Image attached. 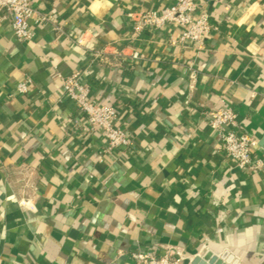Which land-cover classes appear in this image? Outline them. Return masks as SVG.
<instances>
[{
	"label": "crops",
	"instance_id": "1",
	"mask_svg": "<svg viewBox=\"0 0 264 264\" xmlns=\"http://www.w3.org/2000/svg\"><path fill=\"white\" fill-rule=\"evenodd\" d=\"M176 1L34 0L31 41L0 20V264H264V169L224 157L205 121L233 109L264 159V0H196L217 27L202 49L172 46L171 25L135 31ZM77 72L128 147L105 153L64 94Z\"/></svg>",
	"mask_w": 264,
	"mask_h": 264
},
{
	"label": "built area",
	"instance_id": "2",
	"mask_svg": "<svg viewBox=\"0 0 264 264\" xmlns=\"http://www.w3.org/2000/svg\"><path fill=\"white\" fill-rule=\"evenodd\" d=\"M34 7V0H0V20L9 19L12 23L14 34L21 40L31 41L34 38L32 19L36 23L47 19L39 18ZM136 22L135 31L143 32L146 29H161L166 25L174 26L181 33L171 36L169 43L172 46L194 45L202 49L205 40L216 30L215 23L207 13H199L196 0H177L163 11H149L132 15ZM101 61H104V50L96 51ZM196 71L191 73L192 81L196 78ZM26 84L19 86V91H27ZM63 91L79 111L85 115L92 130L102 131L106 137L105 153L116 149H123L130 145L127 133L116 126L118 110L114 106L97 103L91 98V89L81 83L80 74L77 72L66 78L63 82ZM208 126L219 133V151L224 157L233 161L241 169L261 171L264 169V159L254 157L259 148V142L251 135L238 130V115L231 108H216L205 113ZM130 257L136 264H184L183 256L167 253L157 257L145 251H131Z\"/></svg>",
	"mask_w": 264,
	"mask_h": 264
},
{
	"label": "water",
	"instance_id": "3",
	"mask_svg": "<svg viewBox=\"0 0 264 264\" xmlns=\"http://www.w3.org/2000/svg\"><path fill=\"white\" fill-rule=\"evenodd\" d=\"M224 258H226V255L224 256ZM190 262H192V261H186L184 264H189ZM199 263H201L200 262V259H195L193 262H192V264H199Z\"/></svg>",
	"mask_w": 264,
	"mask_h": 264
}]
</instances>
